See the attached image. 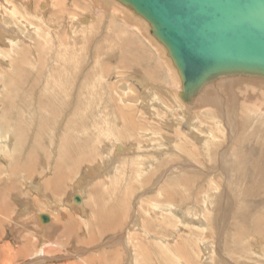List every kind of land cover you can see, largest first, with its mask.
Wrapping results in <instances>:
<instances>
[{
	"label": "rangeland",
	"instance_id": "obj_1",
	"mask_svg": "<svg viewBox=\"0 0 264 264\" xmlns=\"http://www.w3.org/2000/svg\"><path fill=\"white\" fill-rule=\"evenodd\" d=\"M120 2L0 0V22L19 41L0 43V118L9 112L6 131L19 132H11L13 150L0 137L1 177L14 167L32 174L13 177L17 191H5L0 180L7 192L0 189V264H264V223L256 220L264 176L251 172L253 163L264 166V100H252L253 91L232 98L241 80L211 88L200 101L183 94L149 27ZM248 83L264 94V83ZM215 91L222 101H206ZM42 107L53 122L41 131ZM113 115L127 150L108 157ZM74 117L79 124L69 131ZM70 135L81 145L75 153L63 144ZM76 153L83 162L69 164L75 176L66 175L62 195L48 189L60 160L67 168ZM38 213L61 223L44 225ZM25 237L33 242L23 255ZM41 248L46 257H35Z\"/></svg>",
	"mask_w": 264,
	"mask_h": 264
},
{
	"label": "water",
	"instance_id": "obj_2",
	"mask_svg": "<svg viewBox=\"0 0 264 264\" xmlns=\"http://www.w3.org/2000/svg\"><path fill=\"white\" fill-rule=\"evenodd\" d=\"M119 1L152 24L182 72L186 94L221 75L264 74V0Z\"/></svg>",
	"mask_w": 264,
	"mask_h": 264
},
{
	"label": "bare ground",
	"instance_id": "obj_3",
	"mask_svg": "<svg viewBox=\"0 0 264 264\" xmlns=\"http://www.w3.org/2000/svg\"><path fill=\"white\" fill-rule=\"evenodd\" d=\"M116 1H119V0H116ZM24 2V1H23ZM120 2V1H119ZM8 2H6L5 3V6H8L9 8H10V11H12V12H14V13H16L18 10L15 8V5L13 6L12 4H7ZM13 3V2H12ZM48 3V2H47ZM56 3H60V0H56ZM121 3V2H120ZM24 4V3H23ZM42 5V4H41ZM44 5V4H43ZM48 5V4H47ZM46 5V6H47ZM46 6H45V8H46ZM122 6H123V4H122ZM124 6H127L128 8H126V9H128L132 14H134L135 16H137L138 18H136V20L135 21H138L139 23H145L148 27H149V29H150V31L152 32V36L155 38V40H157L158 41V43L162 46V48L164 49V55H166V57L168 56L169 57V59L172 61V63L170 64V65H172L171 67H173L174 69H175V71L177 72V74H178V77H179V81L181 82V87H182V90H184V91H186L185 90V85H184V80H183V77H182V72H181V70L177 67V65H176V63H175V61L173 60V58H172V56H171V54H170V51L168 50V48L166 47V45L164 44V43H162L161 41H159L158 40V38L154 35V28H153V26H152V24L148 21V20H146L142 15H140V14H138L137 13V11L134 9V8H132L131 6H128V5H125L124 4ZM50 8L51 6L49 5V6H47V8ZM53 9V8H52ZM1 12V11H0ZM19 12V11H18ZM17 12V13H18ZM126 12H128V11H126ZM22 16H23V14H21ZM140 18V19H139ZM0 19H1V17H0ZM134 19V18H133ZM142 19V20H141ZM2 23L3 22H0V43L1 44H6V43H8V45H14V46H16V45H18L19 44V41H17L16 40V38H15V36H11L12 35V33L9 31V29H7L8 27H11V26H8L7 28L6 27H4V25L6 24H4V25H2ZM136 23V22H135ZM10 33V34H9ZM149 33V32H148ZM14 34V33H13ZM6 35H9V37L7 36L6 37ZM10 36L12 37L11 39H10ZM6 38V39H5ZM14 48V47H13ZM12 48V49H13ZM2 51V50H1ZM5 53V52H4ZM5 55V54H4ZM10 61V60H9ZM170 61V62H171ZM26 62V61H25ZM17 65H18V63H16ZM25 74V73H24ZM176 76V75H175ZM174 76V77H175ZM253 79V80H250V79ZM235 80H241V82L242 83H239L238 85L239 86H241V84H243V86H241L240 88H238L237 90L236 89H234V91H233V94H231V97L232 98H237V97H241L240 95H241V93H243L244 91H247V92H252L253 91V94L251 95V99L252 100H255V99H261V101H263L264 100V94H262L263 92H259V93H256L257 91H254V89L252 88V86L250 85V83H248L249 81H254V82H261V83H264V74H251V73H243V74H235V75H229V74H225V75H221L219 78H212V79H210V80H208V81H206V82H204L202 85H200L196 90H194L192 93H191V98L193 99V100H195V101H200V98H201V96L202 95H204L205 96V94H206V92L208 91V90H210L211 88H213V87H216V89L219 91V90H221L222 88H223V86H226L227 84H229L228 86L230 87L231 85H232V83L235 81ZM14 84V83H13ZM33 85V84H32ZM238 86V87H239ZM254 86V85H253ZM16 87V86H15ZM249 89V90H251V91H249L247 88ZM213 90H215V89H213ZM218 91H215V92H213V94L214 95H209V96H206V101H209V102H212V103H214V104H216V103H220L219 101H217V100H220V101H222L221 99H220V97H221V94L220 93H222V92H218ZM217 92V93H216ZM183 94H186V93H183ZM57 95H59V97L60 96H62V97H64V94L62 95V92H61V89H59V91H58V93H57ZM75 95H76V93H75ZM187 95V94H186ZM230 97V99H232ZM122 99V98H121ZM70 100V99H69ZM203 100H204V97L202 98V102H203ZM108 101V100H107ZM49 102V101H48ZM112 102H113V100H112ZM116 102V101H115ZM122 102V101H121ZM227 102V101H226ZM123 103V102H122ZM155 103V102H154ZM234 103V102H233ZM263 103V102H262ZM58 104V103H57ZM65 104V103H64ZM112 104V103H111ZM115 104V103H114ZM12 106H13V104H11ZM125 105V104H124ZM212 105V104H211ZM217 105H219V104H217ZM216 105V106H217ZM236 105V104H235ZM40 106V105H39ZM46 106H50V109L51 108H53L54 109V106H52V102H50L49 104H47ZM46 106H43V107H46ZM237 106V105H236ZM42 107V108H43ZM58 107V106H57ZM125 107H126V105H125ZM186 108V107H185ZM59 109H61V108H59ZM48 110H49V108L48 109H45V108H43L41 111H42V114H41V112L39 111V117H40V119L42 120V122L39 124L40 125V129L39 130H41L42 131V129H44L45 128V125H47V124H49L50 122H53L52 120H51V118H48L47 116H46V112H48ZM62 110H63V108H62ZM119 110V109H118ZM56 111H58V110H56ZM55 111V112H56ZM64 111V110H63ZM234 112V111H233ZM5 113V112H4ZM8 113L9 112H7V115H6V118H5V120H4V118L2 119V118H0V120L1 121H3V123L5 124V125H3L2 123H1V121H0V126H1V130H0V137L2 138V139H8V141H7V144H6V146L7 147H9V149L11 150H13V148H12V140L11 139H13V138H11V135H12V131H14V132H17L18 134H19V132L18 131H16V130H11V129H9L8 131H6L7 130V128L8 127H11V124L9 123V121L7 120V118H8ZM57 113V112H56ZM59 113V112H58ZM117 113V112H116ZM122 113H123V111H122ZM125 113L127 114V116H130L131 114H129V111L127 112V110H125ZM15 114H16V112H15ZM48 114V113H47ZM121 114V113H120ZM129 114V115H128ZM61 115V114H60ZM50 116V115H49ZM121 116V115H120ZM51 117V116H50ZM43 118V119H42ZM45 118V119H44ZM126 118H129V117H126ZM53 119H54V117H53ZM119 119H120V121H121V118L119 117ZM49 120V121H48ZM6 121V122H5ZM48 122V123H47ZM70 127H71V129L69 130V131H71L72 130V128L73 127H75V125H76V123L77 124H79V120H78V117H74L73 119H71L70 121ZM119 121H118V119H117V116L116 115H113V117L111 118V121L109 122V127L107 128V130H106V132H105V136L106 137H108L109 136V138H108V141L110 142V146H111V149H110V155H109V152H108V149L106 148V151H107V156L108 157H111L112 156V152L116 149L117 151H118V149H121V153L122 152H124V151H126L127 149V143L125 142V144L126 145H124L123 143H121L120 141H118V139H117V136H118V133L122 130V128H121V126H118V124H121V122L120 123H118ZM8 124V127H6V125ZM52 125V124H51ZM47 127V126H46ZM70 127H68V128H70ZM127 129V128H126ZM99 130V129H98ZM46 131V130H45ZM34 133V132H33ZM41 133L42 132H39L38 134H37V137L40 135V137L42 138L44 135H41ZM68 133H70V132H68ZM8 136H9V138H8ZM15 136L16 137H18V135H16L15 134ZM26 136V135H25ZM72 136V137H71ZM101 136H102V134L100 133V136H98L97 137V139H98V141H100L99 143H103V140H102V138H101ZM39 137V138H40ZM23 138H25L24 137V135H23ZM70 138H71V140H70ZM75 141V138L73 137V135H70V137H67V138H65L64 139V142H63V144H65V145H67V147H69V148H71L72 149V151L71 152H73V153H75L76 152V150H74V148L75 147H79L80 146V148H81V145L80 144H78L77 145V143L76 142H74ZM84 141H85V139H84ZM107 141V142H108ZM15 142V141H14ZM20 144V141H19V143L17 144V145H19ZM18 147V146H17ZM259 147V146H258ZM4 148H5V146H4ZM66 148V147H65ZM83 148V147H82ZM7 150V149H6ZM70 150V149H69ZM115 150V151H116ZM129 150V149H128ZM261 150H264V147H262L261 149H260V151ZM66 151H68V149L66 150ZM81 151V150H80ZM82 151H84V148L82 149ZM90 151H91V149H90ZM115 151H114V153H115ZM130 152V151H129ZM117 153V152H116ZM122 154H124V153H122ZM263 154H264V151H263ZM77 155V153L76 154H71V155H69L71 158H72V160H70V162H67L68 163V165L69 164H72L73 163V165L75 166V167H79V164L80 163H82L83 162V160L81 161L80 159H78L77 157H75ZM98 155V154H97ZM129 155V154H128ZM94 156H95V154H94ZM119 156V155H118ZM261 156V155H260ZM69 157V158H70ZM87 157V156H86ZM116 157V156H115ZM92 158H94L93 157V155L91 154L90 155V158H89V160L87 161V163L88 164H90L89 162H90V159H92ZM121 158H123L122 156H121ZM120 158V159H121ZM1 159H3V161H5L4 159L5 158H3L2 157V155L0 156V160ZM8 159V158H7ZM95 159V158H94ZM94 159H92V160H94ZM113 159H115V158H113ZM119 159V157L117 158V160ZM31 160V159H30ZM95 161V160H94ZM118 161H121V160H118ZM152 162V161H151ZM67 163H66V165H67ZM84 163H86V162H84ZM92 163H94L93 161H92ZM62 164H65L64 163V161H62V160H60V162L57 164V171H56V173L53 175V177L52 178H50L47 182H49V183H47L46 182V186H47V188L48 189H52V190H54L56 193H58L59 194V192L61 191V190H63V187L65 186V180H67V179H65V177H66V175L69 177V179H71V178H74V173L72 172V170L71 169H73L72 167H71V165H69V167H62ZM24 165H26V164H24ZM65 165V166H66ZM99 165V164H98ZM252 165V170H251V172L252 171H255V175L256 176H260V177H262V176H264V166H261V165H259L258 167H257V165H254V163L253 164H251ZM90 166V165H89ZM100 166H101V164H100ZM19 167V166H18ZM97 167V166H96ZM102 167V166H101ZM3 168H4V166L3 167H1V164H0V177H1V175L3 174ZM10 168V167H9ZM90 168V167H89ZM98 168V167H97ZM96 168V169H97ZM118 168V167H117ZM26 168L24 167V168H22L21 167V169H16L15 167H14V170H12V171H10V172H12L11 173V177L9 178V179H2V177L0 178V180H2L1 181V184L3 185L5 182H6V187H5V185H4V189H5V191H7V190H9V191H11V190H13L14 188H15V186H18L19 184L18 183H13V181H12V179H13V177H16L18 174L17 173H19V172H26V170H25ZM94 170H95V168H93ZM100 169V168H99ZM6 170V169H5ZM11 170V169H10ZM92 170V169H91ZM116 170V169H115ZM89 171V173H90V169L88 170ZM97 171V170H96ZM103 171V170H102ZM100 172V170L98 171V172H96V173H99ZM28 175H32L31 173H29V172H26ZM91 173H92V171H91ZM90 173V174H91ZM90 174H88V176L90 175ZM93 174H94V171H93ZM97 175H99V174H97ZM100 175H102V174H100ZM2 176H4V174L2 175ZM91 176V175H90ZM90 176H89V178H90ZM96 177H98V176H96ZM18 178V177H17ZM29 177H25V179H28ZM88 178V177H87ZM86 178V179H87ZM92 179V178H91ZM95 179V178H94ZM98 179V178H97ZM100 179V178H99ZM100 180H102V179H100ZM87 181H89V180H87ZM93 181V180H92ZM85 183V182H84ZM1 185V186H2ZM169 185V184H168ZM257 185V184H256ZM255 185V188L257 187L258 188V186H256ZM0 186V189L2 190V187ZM83 186H85V185H83ZM45 187V186H44ZM67 187V186H66ZM254 188V189H255ZM174 189V188H173ZM262 189V188H261ZM58 190H59V192H58ZM4 191V192H5ZM14 191H17L16 190V188L14 189ZM254 191H256V190H254ZM259 191V190H258ZM2 192H3V190H2ZM3 192V193H4ZM8 192V191H7ZM7 192H5V195H6V193ZM248 192V191H247ZM246 192V193H247ZM252 192V191H251ZM12 194H13V192H12ZM43 194V193H42ZM8 195V194H7ZM11 195V194H10ZM46 195L48 196V194L46 193ZM54 195H56V194H54ZM59 195H62V194H59ZM170 195V194H169ZM262 195V194H261ZM165 196H167V195H165ZM246 196V195H245ZM162 197V196H161ZM172 197V196H171ZM6 198V197H5ZM170 198V197H169ZM8 202V204L10 205V203L11 202H9V201H7ZM171 201H169L168 203H170ZM247 202V201H246ZM34 203V202H33ZM167 203V201H165V204L167 205L168 204ZM170 204H174L173 202H171ZM28 205V204H27ZM33 205V204H32ZM189 205H191V204H189ZM30 205H28V207H29ZM173 206H176L175 204L173 205ZM194 206H196V205H194ZM27 207V206H26ZM171 207V206H170ZM178 207V206H177ZM183 207V206H182ZM30 208H31V206H30ZM76 208H78V207H76ZM174 208V207H173ZM180 208V207H179ZM186 208V207H185ZM255 208V207H254ZM25 209V208H24ZM29 209V208H28ZM38 208H36V210H37ZM79 209V208H78ZM177 209V208H176ZM193 209V208H192ZM8 210V209H7ZM26 210V209H25ZM24 210V211H25ZM187 210V209H186ZM248 210V209H247ZM255 210V209H254ZM193 211V210H192ZM250 211V210H249ZM28 212V214H27V216L28 215H30V213L32 212H30V210H28L27 211ZM44 212V211H43ZM188 212H190V210L188 211ZM247 212V211H246ZM185 214V213H184ZM38 215H39V219H40V222L42 223V224H47V223H44V220H43V216L44 215H46L45 213H38ZM70 216H71V214H69ZM121 215V214H120ZM26 216V217H27ZM118 216V215H117ZM186 216V215H185ZM213 216V215H212ZM248 216V215H247ZM247 216H246V214H244V216H243V218L241 219V220H243L244 219V221L247 219ZM38 217V216H37ZM48 217H49V219H50V221L48 222V223H53V225H51V224H49V226H59L60 224H59V222H57L56 220L57 219H55L54 218V216H53V218L54 219H52V218H50V216L48 215ZM72 217V216H71ZM193 217V216H192ZM70 219V218H69ZM124 219V218H123ZM202 219V217H200V220ZM59 220V219H58ZM73 220H75V219H73ZM248 220V219H247ZM246 220V221H247ZM256 220H257V222L259 223V224H262V223H264V211H261L260 213H259V215L257 216V218H256ZM1 221L2 220H0V225H2V223H1ZM53 221V222H52ZM245 221V222H246ZM55 222V223H54ZM209 222V221H208ZM207 222V226L209 225V226H211V224H210V222L208 223ZM212 222V221H211ZM61 223V222H60ZM71 223V222H70ZM72 224V223H71ZM136 225H137V223H135ZM63 225V224H62ZM205 225V224H204ZM36 226V225H35ZM48 226V227H49ZM71 226V225H70ZM76 226V225H75ZM75 226H74V228H75ZM206 226V227H207ZM47 227V228H48ZM64 227V226H63ZM72 227V226H71ZM67 228V227H66ZM73 228V227H72ZM73 228V229H74ZM135 228V227H134ZM39 229V228H38ZM50 229V228H49ZM56 229V228H55ZM58 229H60V227L58 228ZM68 229V228H67ZM42 230V232H44L45 231V229H41ZM48 230V229H47ZM207 230H208V227H207V229H206V231L205 230H203L202 232L204 233V232H206V233H210L211 232V230H212V228L207 232ZM19 231V230H18ZM51 231V230H50ZM70 232L72 231V230H69ZM48 232V234H49V230L47 231ZM73 232V231H72ZM72 234V233H71ZM22 235V234H21ZM50 235V234H49ZM40 236H42V235H40ZM58 237V236H57ZM242 239V238H241ZM32 242L33 241H31V239L29 238V237H25V239H24V243H25V246H26V249L25 250H27V251H25V252H23V255H25V254H28V252H30V251H28V248H30V245H32ZM48 243V246L49 245H54V243L51 241V242H47ZM53 243V244H52ZM236 244V243H235ZM206 245H207V243H206ZM35 246V245H34ZM1 249V248H0ZM210 250V249H209ZM7 251V250H6ZM1 252H3V248L0 250V258H1ZM19 256L21 255V252H18L17 253ZM17 254H16V256H17ZM46 255H47V253H46V250H45V248H41V250H40V252H38L37 254H36V256L35 257H37V258H44V257H46ZM13 256L14 255H11V254H7L6 255V257H10V258H13ZM16 256H14V257H16ZM48 257V256H47ZM167 258V257H166ZM42 261V260H41ZM149 261V260H148ZM159 262V261H158ZM166 263H169V264H172V262L171 261H169V260H166ZM161 264V263H160ZM165 264V263H164Z\"/></svg>",
	"mask_w": 264,
	"mask_h": 264
}]
</instances>
